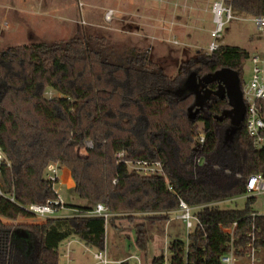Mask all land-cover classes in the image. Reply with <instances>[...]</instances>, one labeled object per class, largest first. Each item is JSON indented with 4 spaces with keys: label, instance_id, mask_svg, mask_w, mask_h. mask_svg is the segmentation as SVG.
<instances>
[{
    "label": "trees",
    "instance_id": "trees-1",
    "mask_svg": "<svg viewBox=\"0 0 264 264\" xmlns=\"http://www.w3.org/2000/svg\"><path fill=\"white\" fill-rule=\"evenodd\" d=\"M231 5L236 13L264 15V0ZM186 54L171 75L150 48L116 44L93 28L0 49V147L6 158L0 183L15 198L0 196V264H13L23 240L36 264H60L59 246L71 236L104 250L108 228L119 229V219L134 223L135 244L146 253L154 229L170 219L168 211L177 210L180 199L207 206L199 214L203 227L190 233L187 247L178 237L170 241V264H223L231 237L220 225L234 222L238 264H250L252 248L255 264H264V214L253 215L258 198L246 197L241 209L219 206L245 197L250 175H264V148L248 135L244 100L243 118L229 138L232 105L220 78L232 74L242 91L250 53L221 44L210 53ZM185 80L203 82L206 101L199 91L179 94L175 89ZM139 160L160 161L169 182L162 174L131 170L127 162ZM50 164L71 171L73 190L89 204L66 205L75 212L69 216L15 224L34 217L24 207L56 198L58 181L47 178ZM98 203L113 213L107 222L88 214ZM163 263L161 254L150 264Z\"/></svg>",
    "mask_w": 264,
    "mask_h": 264
},
{
    "label": "rangeland",
    "instance_id": "rangeland-1",
    "mask_svg": "<svg viewBox=\"0 0 264 264\" xmlns=\"http://www.w3.org/2000/svg\"><path fill=\"white\" fill-rule=\"evenodd\" d=\"M162 5L159 8H153L157 3ZM172 0H0V49L10 45L28 44L33 40H57L69 38L75 29H98L100 34L111 37L114 43L120 45H142L150 48L152 58L158 57L160 62L167 66V70L171 75L177 73L180 61L187 56L186 53L193 54L196 50L207 52L204 48L210 41V36H202L204 46H187L182 43V34L187 33L190 25H198L204 30L208 25L213 26V15L211 5L213 0H175L177 5L172 8L171 13L180 17V22L175 21L173 32L177 35L180 42L173 43V33H170V40L163 42L157 37L155 29L158 23L150 17L153 9L168 12L166 3ZM147 3L148 8H142ZM122 13H116L115 16H122V19H113L110 23L105 21L104 12L108 6L117 9ZM187 4V5H186ZM192 4V5H191ZM147 12V16L140 18L139 12ZM155 11V10H154ZM170 11V10H169ZM144 14V13H142ZM173 15V16H174ZM234 18L228 22L222 33L221 43L227 45H238L245 48L250 55L254 53L264 54V33L258 30L253 17L245 13H236L233 11ZM167 18V17H166ZM165 18V19H166ZM212 18V19H211ZM171 21V20H170ZM166 28L172 26L170 22H162ZM169 26V27H168ZM192 29V28H191ZM193 30V29H192ZM200 29L196 30L199 31ZM161 36V35H160ZM182 43V44H181ZM187 50L184 54L183 51ZM252 76V63L250 60L245 61L243 71V84H247ZM200 84L190 80H185L177 89L181 94L187 91H199L203 102L205 99V91ZM231 85V84H230ZM237 92L238 87L231 86ZM235 92V93H236ZM47 96H58L53 91H48ZM237 120L228 130L229 138L236 132ZM201 128V124H199ZM231 141V140H230ZM89 144V143H88ZM84 154V150L80 151ZM56 188L66 205H88L89 202L81 199L75 191L68 189L64 185L57 184ZM246 197H240L234 201H223L219 203L222 208H244ZM257 211L264 212L261 198H258L254 205ZM72 210L63 209L60 214L69 216L74 214ZM139 221V220H138ZM43 223L44 219L34 216L31 218L19 219L15 224L19 223ZM120 225L119 229L108 228L107 231V253L112 259L124 258L131 255H140L146 262H150L155 256L164 253L166 243H170L172 239L178 237L184 239L185 229L179 220L169 221L161 224L160 230L154 229L148 249L146 253L140 250L135 244V232L131 230L134 223L128 222L126 219L116 221ZM158 224V223H157ZM160 226V223L158 224ZM129 236V237H126ZM21 248H14L12 262L13 264H36L29 253L31 246L27 240H23ZM69 250L70 264H100L93 256V252L97 249L86 245L76 236H71L63 241L59 246L60 258L59 263L64 264L66 260L63 257L65 250ZM130 264H135L134 260H130Z\"/></svg>",
    "mask_w": 264,
    "mask_h": 264
},
{
    "label": "built area",
    "instance_id": "built-area-1",
    "mask_svg": "<svg viewBox=\"0 0 264 264\" xmlns=\"http://www.w3.org/2000/svg\"><path fill=\"white\" fill-rule=\"evenodd\" d=\"M232 0H213L211 5V11L213 15V26L209 32L210 41L206 47H204L207 52H213L221 46L222 33L224 32L225 26L233 18V8L231 5ZM114 11L109 9L105 13V18L111 20ZM258 30L264 33V15L255 16L253 18ZM178 43L177 41H173ZM252 63V76L247 84L243 86V100L247 104V131L248 135L252 138L253 144L256 148H264V54H256L251 57ZM203 137L201 142H203ZM88 146H91L89 143ZM125 156L124 152H119L116 157L121 159ZM5 155L0 147V171L1 165L5 162ZM200 159H197L199 162ZM9 165V163H7ZM129 168L134 170L136 173L144 176L162 174L164 175L166 182L168 183V178L164 173L163 165L160 161H150V160H139L135 163L127 162ZM47 178L53 182H60L61 175L60 169L57 164H50L48 167ZM56 198L49 200L45 204H30L24 207L26 210L31 212L34 216L40 217L42 219H48L52 217L62 216L60 212L63 209H67L59 190L56 188ZM170 190L172 187L169 185ZM246 195L245 197L254 196L256 198H261L262 205L264 206V175L262 173H255L248 177L246 184ZM0 196L9 198L11 201H15L13 195H6L1 183H0ZM207 205L191 206L183 199H180L179 208L177 210L168 211L170 214L169 221L179 220L185 229L184 242L186 247L189 244V235L197 227H203V222L200 219V212L204 211ZM211 206V205H208ZM89 215L101 216L107 220L113 216V213L108 210V208L102 204L98 203L95 205L94 209L88 212ZM256 214H264V212L258 211ZM237 226V222H234L230 226L220 225L222 231L225 234L230 235V250L221 256V262L223 264H238V256L234 252L233 241H234V230ZM254 240V237H253ZM169 243L165 245L163 258V264H170L169 260ZM250 264H255V249L252 248L250 251ZM94 258L97 263L100 264H130V260H134L135 264H150L140 255H131L120 260H114L108 257L107 248L104 250H96L93 252ZM63 257L66 260L64 264H70V254L69 250H65Z\"/></svg>",
    "mask_w": 264,
    "mask_h": 264
},
{
    "label": "crops",
    "instance_id": "crops-1",
    "mask_svg": "<svg viewBox=\"0 0 264 264\" xmlns=\"http://www.w3.org/2000/svg\"><path fill=\"white\" fill-rule=\"evenodd\" d=\"M157 3H158V1H157ZM163 5V4H162ZM162 5H160L159 3L158 4H156V6H154V5H152L153 6V8H159V7H161ZM187 5V4H186ZM192 5V4H191ZM148 5H147V3H144L143 5H142V8H148L147 7ZM164 6H167V8L170 10H168V12H166V13H164L163 12V10H159L158 11V9H153V11H152V14L150 15V17H152L154 20H155V22L156 23H158V26H157V28L155 29V32H157V37H160V39L163 41V42H165V41H168L169 42V40H170V33L172 32L173 33V37L172 38H174V40L173 41H177L178 43H177V45H179V41L176 39L177 38V34L175 33V32H173V25H175L174 23H175V21H176V19L177 18H175V16L176 15H174V14H172L171 13V11H172V8H174L175 9V7L176 6H178L177 5V3H176V1L175 0H172V1H169V3L167 2L166 3V5H164ZM118 7H120V4H119V6H117V9H114L113 7H111V6H108L107 8L108 9H106L105 10V12H104V14H103V16H104V19H105V21H107L108 23H110L114 18L115 19H117V18H119V19H121V20H123L122 19V16H120L119 14H121L122 13V11L118 8ZM109 9H112L113 11H114V13H113V16H112V18H111V20H107L106 18H105V13H106V11L107 10H109ZM155 10V11H154ZM116 13H119L118 14V16H115L116 15ZM142 13H144V14H142ZM174 15V16H173ZM138 16L140 17V18H143V17H146L147 16V12H145V11H143V12H139L138 13ZM167 17V18H166ZM166 18V19H165ZM254 18V17H253ZM212 19V18H211ZM171 20V21H170ZM170 22V23H172V26L171 27H169V28H166V27H164L163 25H161L160 26V23L162 24V22H163V24H164V22ZM177 23L178 22H180V17L178 16V19H177V21H176ZM190 28H188L189 30H187L188 32L187 33H184V34H182V37H181V39L183 40L182 41V43H184L183 45L185 46V47H189V46H197V44L198 45H200V46H204V42L202 41L203 39H202V36H206L207 35V37H209L208 35H209V32H210V30H211V28H212V25H208L207 27H205L204 28V30H202L201 28H199L198 27V25H190L189 26ZM193 30H192V29ZM198 29H200L199 31H197V33H196V30H198ZM170 32V33H169ZM161 35V36H160ZM174 43V42H173ZM181 43V44H182ZM191 46V47H192ZM202 46V47H203ZM186 51L187 50H185L184 49V51H183V53L185 54L186 53ZM256 54H258V53H254V54H251L250 55V58H249V60H250V62H251V57L252 56H254V55H256ZM261 55V54H260ZM59 167V166H58ZM59 169H60V175H61V180H60V182L58 183V184H60V185H64V186H66L68 189H72L73 187H74V185H75V182H74V180H73V178H72V175H71V171L67 168V167H59ZM66 171L69 173V176H70V178H71V180H72V184H70L68 181H66L65 179H64V176H65V173H66ZM67 210H72V211H74L73 209H69V208H67ZM117 259H122V258H116V259H114V260H117Z\"/></svg>",
    "mask_w": 264,
    "mask_h": 264
},
{
    "label": "water",
    "instance_id": "water-1",
    "mask_svg": "<svg viewBox=\"0 0 264 264\" xmlns=\"http://www.w3.org/2000/svg\"><path fill=\"white\" fill-rule=\"evenodd\" d=\"M220 78L226 87L227 95L229 97L230 104L232 105V109L228 111L227 114L231 116L232 123L233 121L236 122L237 120L238 124L243 118L245 111L243 92L240 89L239 81L232 74H221ZM231 86H236V88L238 87L237 92L233 90Z\"/></svg>",
    "mask_w": 264,
    "mask_h": 264
},
{
    "label": "bare ground",
    "instance_id": "bare-ground-1",
    "mask_svg": "<svg viewBox=\"0 0 264 264\" xmlns=\"http://www.w3.org/2000/svg\"><path fill=\"white\" fill-rule=\"evenodd\" d=\"M64 179H65L66 181H68L70 184H72V180H71V178H70V176H69V173H68L67 171H66V173H65Z\"/></svg>",
    "mask_w": 264,
    "mask_h": 264
}]
</instances>
